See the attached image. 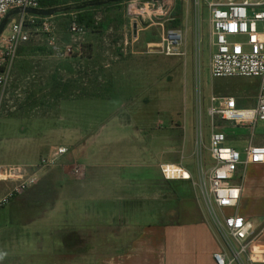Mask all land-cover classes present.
Masks as SVG:
<instances>
[{
  "label": "rangeland",
  "instance_id": "374dc122",
  "mask_svg": "<svg viewBox=\"0 0 264 264\" xmlns=\"http://www.w3.org/2000/svg\"><path fill=\"white\" fill-rule=\"evenodd\" d=\"M169 1H124L86 12L84 15L91 19L92 29L83 28V33L78 35L66 31L67 24L75 20V13L53 18L57 24L59 43L81 44L83 56L91 55V59L81 60V63L78 58L51 57L46 38L31 36L22 47H38L44 52L17 54L15 59L0 110V164L28 166L45 156L51 146H68L62 138L65 134H78L81 140L75 145L79 148L87 145L101 130L100 134L110 137L111 147L123 148L131 144L140 150V154H129L123 161L118 160L124 164L125 173L135 172L143 179L155 177L157 173L152 166L173 156L168 155V138L177 144V153L182 150L183 166L192 170L189 155L194 141H199V134L203 143L206 139L208 119L204 107L209 97V87L215 82L208 70L207 4H222L228 0H187L185 6H178L176 18L181 23L189 21L191 24L187 36L190 48L185 59L150 54L146 45L144 47V39H150L155 34L152 29L154 26L147 16ZM137 14H142L143 19ZM133 24L139 37L130 49L123 45L124 35L133 36ZM234 41H242V38L236 37ZM131 50L138 53L142 51L143 54L131 55ZM115 52L124 54L120 62L123 68H106L103 70L106 81L99 84L102 87L83 90L80 87L83 82L71 75L72 65L82 66L81 69L89 73L87 81L97 82L100 80L97 77L99 70L109 64V56L114 58ZM197 83L200 117L197 110ZM80 91L97 96L92 99H66L82 96ZM9 111H14L13 115H5ZM153 140L159 142L153 144ZM71 146L73 149L74 145ZM205 160L207 162L206 157ZM85 164L84 160H79L77 165ZM73 165L68 166L61 161L57 167L46 171L42 176L43 181L20 196L21 204L49 207L48 204L53 203L60 189L57 180H65V175H70ZM9 210L6 206L0 210V216L8 214Z\"/></svg>",
  "mask_w": 264,
  "mask_h": 264
},
{
  "label": "crops",
  "instance_id": "0c3cea01",
  "mask_svg": "<svg viewBox=\"0 0 264 264\" xmlns=\"http://www.w3.org/2000/svg\"><path fill=\"white\" fill-rule=\"evenodd\" d=\"M170 1L165 5V16L156 22L163 24V31L182 35L187 56L191 24L176 18V9L185 6L187 0ZM153 26L155 34L150 39L144 36L147 50L161 34L155 23ZM136 53L131 55L143 54ZM123 55L109 56L111 60L104 70L123 68ZM70 71L74 77V71ZM212 80L215 82L209 87V97H231L239 108L254 107L257 79ZM213 125L225 133L226 145L241 154L248 145H264V125L235 128L219 118L213 119ZM209 126L208 119L205 144ZM100 132L79 148L75 145L81 140L78 134L62 136L68 146H57L69 147L62 161L69 166L84 160L86 164L81 167L85 177L76 181L65 175V180H57L60 189L49 207L22 205L20 196L8 205L9 215L0 216V264H215L212 255L220 250V240L198 190L187 181H164L159 173L160 164L184 160L182 150L177 153V144L168 138V155L173 156L152 166L155 177L143 179L135 172L125 173L124 164L118 161L129 154H140V150L131 144L111 147L110 137ZM193 149L194 144L189 155L193 169L184 167L194 176ZM232 183L240 186V199L236 207L223 213L251 222L255 233H262L260 240L264 242V164L239 166ZM0 190L1 195L3 185ZM258 264H264V260Z\"/></svg>",
  "mask_w": 264,
  "mask_h": 264
},
{
  "label": "built area",
  "instance_id": "2783aa9c",
  "mask_svg": "<svg viewBox=\"0 0 264 264\" xmlns=\"http://www.w3.org/2000/svg\"><path fill=\"white\" fill-rule=\"evenodd\" d=\"M137 1L130 0V3ZM166 4L147 16L148 21L152 25L155 23L161 30L158 41L148 48L155 49L156 53L165 57L185 59L186 49L182 35L172 30L163 31V24L155 21L165 16V7H168ZM207 8L209 76L211 79H257L259 87L255 105L252 108H239L234 98L209 97L208 106L204 107V113L210 120L208 140L207 144L205 141L203 143L199 134V141H194V176L181 162L160 164L158 169L164 181H187L198 190L208 219L220 240V250L212 255L215 264H258L264 260V242L260 240L262 233H255L251 222L236 215L227 216L223 211L236 207L240 199L241 188L232 183L237 168L248 164H264V145H248L241 154L226 145V135L221 128L213 125V119L219 118L235 128L264 125V2L228 0L222 4L209 2ZM14 10H40L39 0H0V21ZM138 15L143 19L142 14L136 16ZM132 21L135 22L136 19ZM68 31L78 35L83 33V28L72 21ZM31 36H44L53 58L80 57L84 51L81 44L59 43L53 17L24 13L13 16L0 36V110L17 52ZM236 37L242 38V41H234ZM137 39V36L130 34L128 37L125 34L124 47L131 49ZM130 54L137 53L131 50ZM196 95L200 117L198 83ZM68 151L65 146L53 147L45 156L39 157L36 163L28 166L0 164V185L5 187L0 195V210L35 187L46 171L61 163ZM70 176L76 181L83 180L85 170L75 164Z\"/></svg>",
  "mask_w": 264,
  "mask_h": 264
},
{
  "label": "trees",
  "instance_id": "16d2710c",
  "mask_svg": "<svg viewBox=\"0 0 264 264\" xmlns=\"http://www.w3.org/2000/svg\"><path fill=\"white\" fill-rule=\"evenodd\" d=\"M88 2H91V1L90 0H39V7L42 10H47V9H52V8H59V7L64 8V7H68V6L82 5V4H85V3H88ZM121 3L122 2L109 3V4H106V5H102V6H98V7H93V8H86V9L79 10V11H71V12L60 13V14L54 15L53 18L58 17V16H67V15H69L71 13H75L76 14V17H75L74 22H76L79 26H81L84 29H92V21H91L90 18L86 17L84 15V13L89 12V11H93V10H99V9L106 8V7L113 6V5H118V4H121ZM9 21H10V19H9ZM71 22H69L67 24V26H66V31L68 33H69V31H68L69 30V25H70ZM56 27H57V24H56ZM24 45L25 44H23L22 46H24ZM22 46L19 48V50L17 52V54H19V55H26L27 53L35 54L37 52H42V53L44 52L43 49H40L38 47L37 48L36 47H27L26 48V47H22ZM83 53H84V51H83ZM50 56L53 57V54H52L51 51H50ZM72 58H78V59H80L78 61H79V63H81L80 62L81 60H84V59H88L89 60L92 57H91V55L85 57L82 54V56H80V57L73 56V57H70V58H67V59H72ZM74 63H77V62H74ZM89 63H91V62H89ZM82 65H84V64H82ZM81 68H82V66H79V65L76 66L74 64V65H72L71 70L74 71L73 72L74 73V77L75 78H79L80 79L79 82H81V81L83 82L81 84V86H80L83 90H86L87 89L89 91V89H92V88L98 89V88H100V87L103 86V85H99V84L101 82H104L105 83V81H106L105 75L103 73L105 71L104 68H102L101 70H99L97 77H99L100 80L97 81L96 80L97 77H96L95 80L97 82H94V81H90L89 82V81H87V80H89L88 77H87L88 76L87 74H89V73H87L88 71L85 73V71H83L84 69H81ZM88 68L89 67H87V69ZM95 69L97 70V68H95ZM89 70H90V68H89ZM80 93L82 94V96H76V97L73 96L71 98H66V99L67 100H76V99H81V98L82 99H92V98H96V96H97L96 94H91L90 95L89 93L86 94L85 92H81V91H80ZM13 113H14V111H9L5 115H7V116L10 115L11 116V115H13Z\"/></svg>",
  "mask_w": 264,
  "mask_h": 264
},
{
  "label": "water",
  "instance_id": "95a60500",
  "mask_svg": "<svg viewBox=\"0 0 264 264\" xmlns=\"http://www.w3.org/2000/svg\"><path fill=\"white\" fill-rule=\"evenodd\" d=\"M124 1H130V0H97V1H91L82 5H76V6H68L65 8H52V9H47V10H14L9 12L1 21H0V36L4 32V29L9 21L13 16L19 14V13H24V14H29V15H34L38 17H53L56 14L60 13H65V12H71V11H79L83 10L86 8H93V7H98L102 5H106L109 3H117V2H124ZM133 36H136V26L133 24ZM149 53H156L157 51L155 49H149Z\"/></svg>",
  "mask_w": 264,
  "mask_h": 264
}]
</instances>
